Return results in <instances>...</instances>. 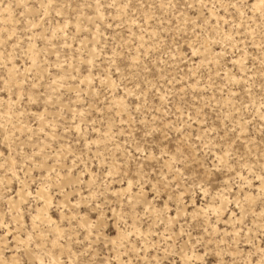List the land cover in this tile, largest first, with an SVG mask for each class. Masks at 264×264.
I'll use <instances>...</instances> for the list:
<instances>
[{
    "label": "rangeland",
    "instance_id": "374dc122",
    "mask_svg": "<svg viewBox=\"0 0 264 264\" xmlns=\"http://www.w3.org/2000/svg\"><path fill=\"white\" fill-rule=\"evenodd\" d=\"M48 3L0 0V259L255 264L259 0Z\"/></svg>",
    "mask_w": 264,
    "mask_h": 264
},
{
    "label": "snow or ice",
    "instance_id": "6c2138e0",
    "mask_svg": "<svg viewBox=\"0 0 264 264\" xmlns=\"http://www.w3.org/2000/svg\"><path fill=\"white\" fill-rule=\"evenodd\" d=\"M258 6L261 8V17L264 18V0H259V5ZM8 7H11V5H9ZM45 7H52L51 0H49L48 5H46ZM232 7L235 8L236 5L233 4ZM253 7H256V5H254ZM56 14L59 15L60 13L57 12ZM195 54H196V49L194 47L193 48V55H195ZM262 106H264V105H262ZM146 134H150V133H146ZM5 139H7V136L5 137ZM137 151H141V149L139 148V145L137 146ZM0 155H2V154H0ZM144 158H147V154L146 153H145V157ZM217 159L220 161L221 164L225 163L223 157H217ZM176 171H179V169H176ZM109 175H111V173H109ZM181 175H182V173H181ZM259 179L261 180V188H260L261 199L264 200V175L259 177ZM167 180H168V176L164 175L160 179H157L156 183L160 184L161 181H167ZM133 187H134V185L132 184L131 181H129L128 182L127 192L130 193L131 195L129 197H126L128 199L129 203H132V200L135 199V196L137 195V193H133L132 192ZM143 187H144V183L141 182L140 183V188H139L140 194L143 193ZM152 187H153V193H158L160 191V189L157 188L156 185H153ZM201 187H203V185H201ZM117 195H119V193H117ZM179 199H183V196L181 195L179 197ZM146 203H147V201H146ZM96 207H97V209H99L100 206L97 204ZM151 207H152L151 204H149L148 208H146L145 211L147 212V211L151 210ZM236 207L240 208L241 204L239 202H237ZM177 210L179 211V208ZM112 214H113V217H115V210H112ZM123 215H124L123 212H121V220L123 221V223H118L119 227H123L124 224H127V221L123 220ZM261 216L264 217V212L261 213ZM106 223H107V217H105L104 214L101 212L100 213V219H98L96 222H94L91 225V227L96 230V237L97 238H99V236L103 234ZM238 234L239 233H237V235ZM89 235L91 236V233H89ZM131 235L132 234L129 233L126 236H121L119 240L112 241V244L113 245H117L121 241L127 240ZM89 243L91 244L92 241H90ZM85 255H87V253H85ZM0 264H20V262H18V261H6V260H3V259H0ZM41 264H43V261H41ZM79 264H112V262L111 261L105 262L103 260L97 261V260H94V259L93 260L85 259V260L80 261ZM124 264H130V262L129 261H124ZM217 264H237V261H235L234 259L231 260V261H227V262L224 261V260H220V261L217 262ZM245 264H253V262L252 261H247V262H245ZM255 264H264V249H261V257H260V259L258 261L255 262Z\"/></svg>",
    "mask_w": 264,
    "mask_h": 264
}]
</instances>
